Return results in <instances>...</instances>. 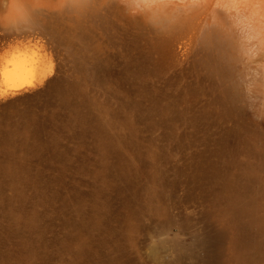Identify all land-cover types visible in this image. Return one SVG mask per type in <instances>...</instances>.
Segmentation results:
<instances>
[{"label": "rangeland", "instance_id": "obj_1", "mask_svg": "<svg viewBox=\"0 0 264 264\" xmlns=\"http://www.w3.org/2000/svg\"><path fill=\"white\" fill-rule=\"evenodd\" d=\"M164 11L156 25L116 0L33 13L58 82L31 117L23 103L0 117V264H264V121L214 23L225 13Z\"/></svg>", "mask_w": 264, "mask_h": 264}, {"label": "clouds", "instance_id": "obj_2", "mask_svg": "<svg viewBox=\"0 0 264 264\" xmlns=\"http://www.w3.org/2000/svg\"><path fill=\"white\" fill-rule=\"evenodd\" d=\"M66 0H0V102L43 88L55 75L56 65L43 40L33 32V13L59 10ZM172 0H116L130 18L156 25L169 13ZM191 5L209 0H182ZM225 13L214 20L240 69L244 106L257 121H264V0L224 3L212 0ZM27 33V34H26Z\"/></svg>", "mask_w": 264, "mask_h": 264}, {"label": "bare ground", "instance_id": "obj_3", "mask_svg": "<svg viewBox=\"0 0 264 264\" xmlns=\"http://www.w3.org/2000/svg\"><path fill=\"white\" fill-rule=\"evenodd\" d=\"M206 46L208 47L209 51L212 50V45L210 43H207ZM153 48L156 49L159 53H161L163 55L165 53V50H166L165 42L158 40L154 43ZM219 59H220V62L218 65V69L220 71L224 72V74H227L229 72V69H230V58H229V56L226 54H222L221 58H219ZM146 63H147V61H146ZM140 67H142V65L139 62L137 68H140ZM57 82H55L53 84V86H51V88H54L56 86ZM18 96H15V97H18ZM20 96L22 98H19L18 100L16 99L14 101H8L9 100L8 99L7 102L0 105V117L2 118V120H4V121L11 120L16 115V113L18 112L19 103H23V105H22V117H31L33 115V106H34V102H33L34 99L32 100L33 97L29 98L30 99L29 100L28 98L25 99L27 97L25 95L24 96L20 95ZM34 98H35V96H34ZM226 151H227L226 149L222 150L220 152L221 156L224 155ZM230 153H231V151H229V154ZM256 221H257V223L260 224L261 227H264V216L263 215H258Z\"/></svg>", "mask_w": 264, "mask_h": 264}, {"label": "water", "instance_id": "obj_4", "mask_svg": "<svg viewBox=\"0 0 264 264\" xmlns=\"http://www.w3.org/2000/svg\"><path fill=\"white\" fill-rule=\"evenodd\" d=\"M58 81V76L57 75H54V76H52L51 78H49L46 82H45V85H44V87L43 88H40V89H38V90H36V91H33V92H31V93H28V94H24L25 96H27L25 99H29V98H31V97H34V96H37V95H41V94H43V93H45V92H47L50 88H51V86H53V84L55 83V82H57ZM24 95H22V96H24ZM19 98H22L21 96H18V97H14V98H11V99H9L8 101H14V100H18ZM5 102H2V103H0V105H2V104H4Z\"/></svg>", "mask_w": 264, "mask_h": 264}]
</instances>
